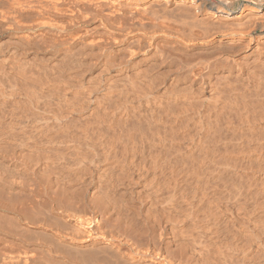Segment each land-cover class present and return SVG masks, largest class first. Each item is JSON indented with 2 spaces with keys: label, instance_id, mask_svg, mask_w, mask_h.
I'll list each match as a JSON object with an SVG mask.
<instances>
[{
  "label": "bare ground",
  "instance_id": "1",
  "mask_svg": "<svg viewBox=\"0 0 264 264\" xmlns=\"http://www.w3.org/2000/svg\"><path fill=\"white\" fill-rule=\"evenodd\" d=\"M0 264H264V0H0Z\"/></svg>",
  "mask_w": 264,
  "mask_h": 264
}]
</instances>
